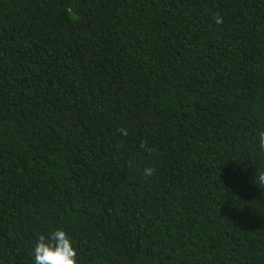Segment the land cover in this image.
Masks as SVG:
<instances>
[{"label": "trees", "instance_id": "16d2710c", "mask_svg": "<svg viewBox=\"0 0 264 264\" xmlns=\"http://www.w3.org/2000/svg\"><path fill=\"white\" fill-rule=\"evenodd\" d=\"M261 131L264 0H0V264H264Z\"/></svg>", "mask_w": 264, "mask_h": 264}, {"label": "clouds", "instance_id": "9594fccd", "mask_svg": "<svg viewBox=\"0 0 264 264\" xmlns=\"http://www.w3.org/2000/svg\"><path fill=\"white\" fill-rule=\"evenodd\" d=\"M217 23L223 20L218 15L214 17ZM260 148L264 150V131L258 133ZM256 184L264 188V171H257ZM35 264H79L78 250L73 245L69 234L62 228L49 234H41L34 250Z\"/></svg>", "mask_w": 264, "mask_h": 264}]
</instances>
